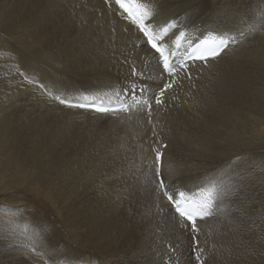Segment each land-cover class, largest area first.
<instances>
[{
  "label": "bare ground",
  "instance_id": "6f19581e",
  "mask_svg": "<svg viewBox=\"0 0 264 264\" xmlns=\"http://www.w3.org/2000/svg\"><path fill=\"white\" fill-rule=\"evenodd\" d=\"M145 2L155 5L147 21L153 31L175 20L158 43L178 68L184 52L210 32L232 40L214 59L187 62L190 78L181 71L160 107L154 94L172 78L115 0H0V56L7 60L0 65L10 81L0 97V217L3 208L15 215L0 219V264H196L193 235L203 264H264V0ZM180 31L186 36L177 46ZM33 76L73 102L87 95L132 104L124 90L135 86L137 99L152 100V123L146 108L114 114L59 104L29 82ZM164 143L163 175L190 200L213 180L225 191L234 186L236 194L218 202L219 213L197 220L198 234L181 227L166 199L149 196L153 185L144 174L152 149ZM45 149L51 160L35 158L34 150ZM7 169L21 171L65 225L85 230L100 248L68 239L55 219L25 213L16 191L7 201ZM138 189L152 207L141 215L147 205L132 200ZM241 220L244 231H234ZM9 221L27 225L30 239Z\"/></svg>",
  "mask_w": 264,
  "mask_h": 264
},
{
  "label": "snow or ice",
  "instance_id": "6c2138e0",
  "mask_svg": "<svg viewBox=\"0 0 264 264\" xmlns=\"http://www.w3.org/2000/svg\"><path fill=\"white\" fill-rule=\"evenodd\" d=\"M115 4L123 10L125 13V19H128L132 24L137 26L138 30L146 38L147 45L150 49L153 50L154 53L158 54V58L162 62V73H167L172 78L170 82L163 85L158 94H154V103L157 107H160L165 103V100L162 99L165 96V92L168 89H171L174 84H177V77L181 75V71L184 72L185 76L190 78L187 63L182 62L179 68L174 66L170 61V54L167 51V46L162 43H158V41L162 40L171 29L176 28L177 24L175 20H172L158 31H153L152 24L147 23V21L151 20L155 14L154 4L146 3L145 0H115ZM185 36V32L180 31L179 35L176 37L177 46H179L178 42L182 38H185ZM231 42V38L225 34L210 32L205 40L201 41L200 44H197L194 48H192L186 59L207 62L209 59H214L219 56ZM171 55H175V53H171ZM132 74L140 75V73L136 72L135 68H133ZM29 82L37 84L40 89L43 90V94H46L51 100L71 108L92 109L97 112H112L114 114L120 112L130 113L133 108H146L148 110L147 115L149 116V123H152L150 119L153 106L152 100L144 99L141 101L137 99V89L135 86L131 89L124 90L125 95H131L133 100L132 104L122 102L118 107H105L101 106L103 101H100L98 104L95 97L90 98L87 95H81L78 98L80 102H73L68 95L61 93L58 88L45 83H40L39 78L36 76H33ZM139 91L142 93L145 90L140 89ZM117 96H119V93H117ZM173 99H175V97H173ZM156 135L157 133L153 130V136ZM166 147L167 145L160 144L159 148L154 147L152 149L154 152V158L148 166L149 171L144 174V179L153 185L158 200L161 198L166 199L169 205L174 207L175 213L180 218L181 227H190L192 233L198 234L200 229L197 225V220H203L219 213L221 209L218 202H222V197L226 196L228 191H231L232 194L235 195L236 192L233 191L234 186H229L228 191H225L221 182L213 180L210 182V186L201 187L199 189V192L203 193L199 200L191 201L186 192L172 188L163 175V152L161 149ZM157 207L159 208V205H157ZM8 211H13V209L9 208ZM16 211H19V209L17 208ZM160 211H163V209H160ZM261 222L264 224V216L261 217ZM229 223L234 222L229 221ZM244 223L245 222L243 220L239 223H235L234 231H244ZM252 223L255 224V221L253 220ZM9 224L11 225L12 231L19 232L25 235L26 238L30 239V237L27 236V225L22 228L21 225L15 224L12 221H9ZM7 230L8 229H5V231ZM199 245L200 241L197 235H193L192 254L196 264H203L201 257L204 249ZM169 249L174 251L171 245L169 246ZM30 251L33 253L36 252L34 245H30ZM37 254L39 255V253Z\"/></svg>",
  "mask_w": 264,
  "mask_h": 264
},
{
  "label": "rangeland",
  "instance_id": "374dc122",
  "mask_svg": "<svg viewBox=\"0 0 264 264\" xmlns=\"http://www.w3.org/2000/svg\"><path fill=\"white\" fill-rule=\"evenodd\" d=\"M30 51H31V49H30ZM38 55H40V54H38ZM45 59L48 62H50V60H48L47 58H45ZM5 62H7V60L5 58H3V56H0V64H4ZM0 72H1V74L4 75V76H0V97H2V95L6 91L10 90L9 84H8V83H10V81L6 77L7 76V70L2 65H0ZM10 95L13 96L14 94L11 93ZM10 103H7L5 105L6 109L10 106ZM3 112L4 111H0V118H1V115L3 114ZM1 136L4 137V132H2V130L0 129V137ZM2 145L4 146V143ZM2 145H0V150H2L4 152ZM2 151H0V154L3 155L4 153ZM34 153H36L35 158H39L41 160L42 159L51 160L50 149L34 150ZM8 164H10V163H8ZM19 172L21 175L20 174L18 175V173L12 169L4 170V173H6V177H7L5 180H6V183L8 186L7 201L12 200V197H10V196L13 193L17 192V194H18L17 196L19 198H23L25 204L27 205V207H25L26 205H24L22 207V210L25 213L30 214L33 212L34 214H36V213L40 214L41 217L46 218V219L48 218L47 219L48 221L50 219L51 220L55 219L58 222V224H57L58 228L63 232L62 234L64 236H66L68 239L73 240L75 242L77 241V242L81 243L83 246L85 245L86 247H88L90 249H94L95 251H97L100 248V246L97 245L95 242L89 241V239L86 235L87 232L85 230L77 229V228L70 226V225H67V224L65 225V223L62 222V220L59 216L60 215L59 209L56 207V205H54L50 201V199H47L43 195L41 190H39V188H37V185H35L33 183H29L27 177L24 176V174L21 171H19ZM140 175H141V171L139 168H137L136 172H135V180H136V183L138 184V186H137L138 188L141 186V185H139L140 183L137 182ZM16 185H18V186H16ZM148 195H149V193H148ZM153 195L156 196V193L154 191V188L152 187L149 196H153ZM136 198L138 199L140 207L147 205L145 210L139 211L136 215H141V214L145 213V211L147 209L152 210V207L150 205V201H149V203L147 202L148 196L145 194V190L138 189V191L135 193V195L132 196L133 202L135 201ZM135 205H136V203L134 202V206ZM118 207L121 209L120 205ZM1 213H2L1 217H0L1 220H10L11 218H13L15 216L14 214L9 215V213H5L4 208H3V210H1ZM144 222H149V221H144ZM61 244L63 245V243H61ZM61 244H60V246H62ZM111 248L112 247L110 245H108L106 247L107 252L108 251L111 252V250H110ZM107 252H105V253H107Z\"/></svg>",
  "mask_w": 264,
  "mask_h": 264
}]
</instances>
